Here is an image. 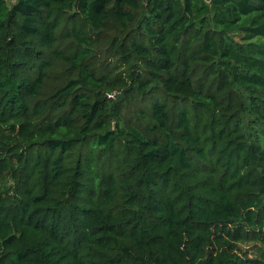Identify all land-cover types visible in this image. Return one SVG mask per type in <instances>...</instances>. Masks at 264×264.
<instances>
[{
  "label": "trees",
  "instance_id": "1",
  "mask_svg": "<svg viewBox=\"0 0 264 264\" xmlns=\"http://www.w3.org/2000/svg\"><path fill=\"white\" fill-rule=\"evenodd\" d=\"M0 264H264V0H0Z\"/></svg>",
  "mask_w": 264,
  "mask_h": 264
},
{
  "label": "rangeland",
  "instance_id": "2",
  "mask_svg": "<svg viewBox=\"0 0 264 264\" xmlns=\"http://www.w3.org/2000/svg\"><path fill=\"white\" fill-rule=\"evenodd\" d=\"M7 2H8L9 4H13V3L16 2V0H7ZM245 249H246V248H245ZM247 250H248V248H247Z\"/></svg>",
  "mask_w": 264,
  "mask_h": 264
}]
</instances>
